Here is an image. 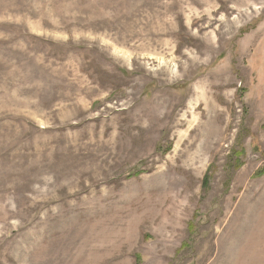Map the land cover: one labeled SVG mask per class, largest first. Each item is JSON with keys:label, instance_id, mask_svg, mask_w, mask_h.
Returning <instances> with one entry per match:
<instances>
[{"label": "rangeland", "instance_id": "rangeland-1", "mask_svg": "<svg viewBox=\"0 0 264 264\" xmlns=\"http://www.w3.org/2000/svg\"><path fill=\"white\" fill-rule=\"evenodd\" d=\"M0 264H264V0H0Z\"/></svg>", "mask_w": 264, "mask_h": 264}]
</instances>
